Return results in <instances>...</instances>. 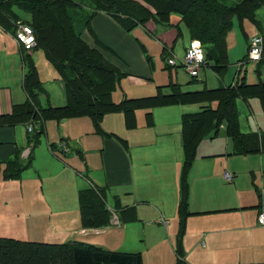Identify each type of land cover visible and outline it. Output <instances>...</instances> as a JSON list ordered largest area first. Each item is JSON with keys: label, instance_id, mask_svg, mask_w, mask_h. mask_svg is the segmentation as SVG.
<instances>
[{"label": "rangeland", "instance_id": "rangeland-1", "mask_svg": "<svg viewBox=\"0 0 264 264\" xmlns=\"http://www.w3.org/2000/svg\"><path fill=\"white\" fill-rule=\"evenodd\" d=\"M73 1L78 6L70 9V13L74 17L75 29L82 32L84 24L80 15L86 13L89 2ZM224 1L230 3L229 0ZM13 11L23 20L28 18L18 7ZM256 19L260 27L248 18L234 16L227 35V69L221 76L209 68L201 69L191 83L192 78L180 67L185 49L191 42L184 23L180 25L181 36L173 49L165 53V61L161 45L137 27L132 35L146 43L153 76L145 83H135L123 77L113 92V101L119 102L125 96L153 95L157 86L170 83L182 84V90L186 91L227 86L235 80L240 69L238 61L245 60L242 72L246 82H264V64L259 66L257 61L249 60L248 55L250 41L256 37L264 39V7L257 11ZM15 43L14 37L0 28V67L5 64L13 66L8 74L0 70V86L10 87L13 101L18 104L26 100L21 81L28 70L19 49L14 51ZM262 57L264 59V51ZM168 58H174L179 67L168 68L165 63ZM51 66L45 62L38 67L45 76L38 95L42 107L57 105L55 97L61 92L60 75ZM247 101L236 102L239 129L242 133H263L264 113L260 100L253 98ZM199 110V104L156 108L152 127L147 126L146 111L137 110V126L132 130L126 128L122 113L104 116L103 131L127 142V157L133 162V186L112 183L107 178L103 160L109 140L94 133L93 123L88 117L46 121L33 151L34 161L21 177L5 180L0 167V238L57 244L85 241L86 238L73 231L81 228L77 191L85 188L90 178L106 189L107 207L112 216L115 214L121 219L132 210L137 214V221L123 224L122 228H113L103 236L107 242L120 240L116 247L119 249L115 252H139L143 257L142 264H176L177 250L189 264L264 263V228L256 223L258 209L264 206V154L229 155L232 140L227 138L224 126L215 139L204 138L197 145L192 166L186 175L189 185L187 211L190 215L184 223L181 244L178 243L181 231L178 203L183 176L181 113ZM18 130L22 145H25L26 126L18 127ZM36 131L37 127L28 137ZM21 159L25 161L26 158ZM225 172L231 174L232 182L227 183L223 179ZM135 200L139 204H135ZM140 201H150L148 204L153 208ZM27 207L34 215L20 214L16 217L21 208ZM67 207L76 209L72 220L50 213L51 208L63 210ZM208 210L211 212H204ZM160 216L168 221L167 228L154 223ZM238 229L243 232L221 234Z\"/></svg>", "mask_w": 264, "mask_h": 264}, {"label": "trees", "instance_id": "trees-1", "mask_svg": "<svg viewBox=\"0 0 264 264\" xmlns=\"http://www.w3.org/2000/svg\"><path fill=\"white\" fill-rule=\"evenodd\" d=\"M229 1L226 4L224 0H88L91 11L87 14L82 12L80 17L83 27L90 29L94 16L103 13L119 23L125 32L130 33L137 27H145L149 22L168 27L170 16H178L191 39L200 41L204 48L205 67L221 76L229 65L227 35L233 25L232 18H248L260 27L256 13L264 7V0ZM77 6L73 0H0V28L12 37L15 36L19 23L33 29L37 40L35 49L44 53L60 75L65 96L62 106L42 107L38 102V95L43 84L32 61L26 57L28 71L21 81L26 100L13 105L9 114L0 115V128L35 124L36 133L27 137L28 143H32L34 147L38 136L44 131L46 121L60 122L88 117L93 123L94 133L102 134L106 140L113 136L127 148L124 140L103 131L101 120L107 114L122 113L126 128L132 130L137 126V110H148L146 122L151 127L154 125L151 109L199 104L198 112L181 115L183 176L178 203V215L181 219L178 243L181 244L184 223L190 215L187 211L189 185L186 175L192 166L198 143L204 138L215 139L219 129L224 126L227 138L232 140L229 155L264 154V132L242 133L236 106L237 100L248 102L247 100L256 98L260 100L264 113V82H246V76L241 71L245 60L238 61L240 69L236 73V81L227 86L183 91L180 84L170 83L165 87H158L152 96L123 97L121 101L114 102L113 92L116 91L119 80L127 74L104 61L102 54L82 39V32L75 29L74 17L70 13V9ZM14 7L25 12L29 18L21 19L13 11ZM178 36L177 34V38ZM102 49L107 51L106 47ZM142 50L146 53L144 47ZM145 57L151 64V58L148 55ZM258 63L259 66L264 64L263 57ZM256 72L259 76V69ZM164 89L169 92L162 93ZM31 162L32 156L28 155L23 161L18 152L3 163V178L19 179ZM77 205L82 229H102L110 225L112 214L107 207L104 187L90 183L78 190ZM119 220L128 224L138 218L132 210L129 215ZM175 252L176 264H189L180 250ZM142 258L140 253L109 251L79 241L57 244L0 238V264H142Z\"/></svg>", "mask_w": 264, "mask_h": 264}, {"label": "crops", "instance_id": "crops-1", "mask_svg": "<svg viewBox=\"0 0 264 264\" xmlns=\"http://www.w3.org/2000/svg\"><path fill=\"white\" fill-rule=\"evenodd\" d=\"M90 11L91 10L89 9V6H88L86 8V14ZM90 24H91L90 29L88 28L83 29L81 33L82 39H84V41L89 46L97 49L102 54L104 61L114 66L121 72L127 74L126 77H128L129 79H131V81L135 83H145L147 80H149V78L153 76V71L151 70L150 64L148 63L145 57V55H148L146 43L141 38L133 36L132 35L133 31L130 33L125 32L120 27L119 23H117L112 17L106 14H103V13H97L92 19V21L90 22ZM169 24L170 25L168 27L164 26L163 28H161L159 24H154L152 22H149L145 27H141L148 37L154 38L161 45L162 47L161 53L164 56V59H163L164 61H165V53L173 49L174 43L177 40V34L179 35L178 36L179 38L182 32L180 29V25L182 24V21L178 16H175V15L170 16ZM16 44L17 43L14 44L15 45L14 51L17 48L19 49L21 53V59L24 62H25V58L29 57V60L32 61V65L37 69L39 79L42 82L45 76H44V73L39 72L38 67L42 66L43 63L45 62L51 65L46 59L44 53L41 50H37V49H33L31 52H24ZM103 47H106L107 51L102 49ZM142 47H144V49L146 50V53L143 52ZM167 67L170 68L169 66ZM0 68L3 74H8L12 71L13 66L5 64V65H1ZM23 68L25 69L26 66ZM11 79L12 77H10V80ZM191 81H195V80L192 79L189 81V83H191ZM235 81L236 79L233 82ZM60 84H61L60 85L61 92H59L56 95L55 102L57 105L62 106L65 103V96H64L63 89H62L61 81H60ZM166 85H159L157 86V88L165 87ZM180 85H181V90H182L183 85L182 84ZM183 91H186V90H183ZM168 92H169L168 89H164L162 91V93H168ZM12 96L13 94H12V90L10 87L4 88L0 86V115L9 114L12 110L13 105L17 104V103L16 104L14 103L13 101L14 99ZM149 96H152V95H149ZM144 97H147V96H144ZM112 98H113V95H112ZM128 98H142V97L141 95H139V97H135L134 95H132ZM57 105H54V106H57ZM188 105H192V104H188ZM179 106H186V105H179ZM160 108H164V107H160ZM165 108H168V107H165ZM155 109L150 110V112L152 113V118H153V113ZM145 111L146 113L148 112V110H145ZM183 112H191V111H183ZM183 112L181 113V115L185 114ZM135 117H136V113H135ZM103 120H104V117H103ZM103 120L101 121L103 122ZM23 126L25 125H17L14 127H1L0 128V165L2 168H3V163L9 159H12L16 154H18V152H19V157L23 159L27 158L28 155L32 156L31 164L33 163L34 161L33 151L35 149L36 144L33 147L32 143L30 144L28 143L27 137L29 133L26 132L27 141L25 145H22L18 127H23ZM107 140L109 141L106 142V152H105V156L103 160V166H105L107 178H109L110 182L112 183H115V182L120 183V184L127 183V185L129 186L131 185L133 186V183H134L133 181V162L131 160H128V157H127L128 147L127 148L123 147V145L119 141H116L113 138H109ZM30 166H28V168ZM90 183L100 186L96 184V182H94L92 179L89 178V184ZM100 187H103V186H100ZM134 202L135 204H139L136 200ZM140 202L143 203L144 205H148V208L150 209L153 208L151 205L148 204L150 203V201H140ZM153 204L157 206V203L154 202ZM22 205H27V204L22 203ZM261 207L263 206L259 207L258 212L261 209ZM77 209H78V206H77ZM204 212L209 213L211 212V210L204 211ZM50 213L53 215H61L63 216V218L67 220L68 219L72 220V218H75L76 209L73 207H69V208L67 207L63 210L51 208ZM194 213H197V212L194 211ZM20 214L29 215V216L34 215V213L32 212V210H30L29 207L21 208L16 213V217ZM115 216H116L115 214L114 216H112L110 225L105 228L82 229L80 225L81 228L76 229L73 232L78 233L79 236L86 238V240L82 242L94 244V245L99 244L103 246L102 248L106 247L104 249L108 248L107 250L116 251L119 249L116 247L118 246V243L120 240H117L114 242H107L103 238V236L106 235L108 231H110L111 229L122 228L123 224H127V223H121L119 219ZM154 223L162 225L165 228H167L168 226V221L162 218V216H160L158 220H156ZM260 228H263V227H260ZM230 232H243V231L238 229V231H225L221 234L230 233ZM202 246L204 247V245ZM237 250H239V248ZM130 253H139V252H130Z\"/></svg>", "mask_w": 264, "mask_h": 264}, {"label": "built area", "instance_id": "built-area-1", "mask_svg": "<svg viewBox=\"0 0 264 264\" xmlns=\"http://www.w3.org/2000/svg\"><path fill=\"white\" fill-rule=\"evenodd\" d=\"M17 44L24 50L30 51L36 46L35 34L33 29L27 25L18 24L15 35ZM263 50V40L260 37L253 38L249 46V55L252 60H258ZM168 65L175 66L176 62L174 58L167 60ZM205 65V54L198 41H192L190 47L186 50L183 64L181 65L185 72L191 77H197L201 68ZM34 126L30 123L27 125V131L32 132ZM225 181H231L230 174L225 173L223 175ZM257 223L264 227V208L259 212L257 217Z\"/></svg>", "mask_w": 264, "mask_h": 264}]
</instances>
